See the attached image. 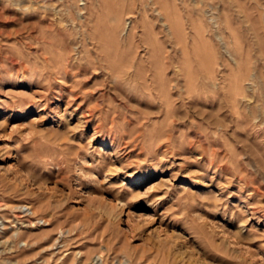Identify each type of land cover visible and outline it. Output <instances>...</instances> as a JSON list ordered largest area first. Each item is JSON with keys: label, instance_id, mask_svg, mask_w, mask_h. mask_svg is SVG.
<instances>
[{"label": "rangeland", "instance_id": "374dc122", "mask_svg": "<svg viewBox=\"0 0 264 264\" xmlns=\"http://www.w3.org/2000/svg\"><path fill=\"white\" fill-rule=\"evenodd\" d=\"M0 264H264V0H0Z\"/></svg>", "mask_w": 264, "mask_h": 264}]
</instances>
